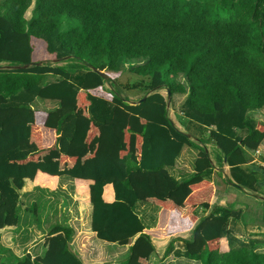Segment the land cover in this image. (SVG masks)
I'll return each mask as SVG.
<instances>
[{"label":"trees","instance_id":"1","mask_svg":"<svg viewBox=\"0 0 264 264\" xmlns=\"http://www.w3.org/2000/svg\"><path fill=\"white\" fill-rule=\"evenodd\" d=\"M26 2L0 1V228L18 222L24 179L55 190L65 175L87 196L95 237L128 245L116 264H154L151 237L185 230L183 251L169 242L164 256L264 264V239L230 238L228 222L241 211L211 203L204 149L210 143L224 158L228 183L255 192L240 165L264 140V123L248 115L264 105V0H32L28 18ZM122 72L132 80L120 81ZM161 89L182 96L180 115L202 125L204 138L174 127ZM36 98L56 105L34 109ZM183 146L196 149L192 172L176 179L167 168ZM137 202L158 208L152 227ZM71 234L53 226L41 256L12 264H82Z\"/></svg>","mask_w":264,"mask_h":264},{"label":"crops","instance_id":"2","mask_svg":"<svg viewBox=\"0 0 264 264\" xmlns=\"http://www.w3.org/2000/svg\"><path fill=\"white\" fill-rule=\"evenodd\" d=\"M79 73L81 72L77 71L74 73V75H76V82L83 76V73L80 74L81 76H79ZM52 102L55 103L53 105L54 107L56 102ZM248 115L250 116L251 112L248 113ZM177 116L181 117L179 114H177ZM170 120L174 127L182 132L188 131L194 136H199L198 138L205 137V131H203L204 128L202 125H196L188 121L185 123L183 129V127H181V125L175 120L174 116L173 118H170ZM204 149L208 152L212 165L208 175V179L211 181L213 187L211 203L236 209L235 207L237 206L230 205V198H232V196H229L228 193V189L233 187L236 191H241V195H244L243 197H251V200L249 201H254L255 204L254 206H252V203L249 204L251 207L245 212V214H243V217L239 216L238 219H230L228 222V228L230 229L232 236L230 237L231 240H242L247 237L264 239V236H260L264 235V206H261L259 205V202H256L258 197L255 193L248 192L242 186L243 190L237 188L235 186L236 183L233 181L228 183L227 180H231L229 166L225 164L224 158L220 157V154L217 152L214 145L205 143ZM195 153L196 149L192 146H183L173 165L167 168L169 173L176 179L188 176L192 172L191 164ZM246 153L248 158L245 163L240 165V168L253 173V176L256 179L254 189L258 187L261 188L264 185V175L260 170L259 162L264 158V140L259 143L256 149L247 151ZM222 177L225 180L224 186L220 180ZM33 190L34 186L32 183L28 179H24L23 186L18 190V194L19 199L24 196L27 202L22 206L18 199V206L25 209L29 203H32L30 196L31 193H33ZM45 190H47V192L43 194V201L47 200L48 207L47 212L42 219L41 231L27 221H24V223L21 224V230L16 226L18 222L16 225L0 228V264H3L2 262L7 256L12 257L10 264H12L15 257H21L24 254H28L31 259L41 256L46 247L44 240L47 233L53 226L59 224L67 225L71 228L72 234L69 238L68 245L70 250L78 257L82 264H99L102 259H109L110 256L112 257V263L110 264H116L118 262L116 261L118 260L116 251H119L120 247L123 245L107 242L95 237L94 232L89 228V214L91 207L87 202V196L85 194L74 193L71 180L65 175L58 178L55 190ZM136 208L137 207H135V209ZM256 209L259 210V213H256ZM138 210L139 212L137 214L140 218L144 219L145 223L143 224L145 228L152 227L157 219L158 208H145L141 205ZM217 211L219 210L216 209L215 212ZM206 212L207 210L200 212V214L204 215ZM62 213L66 217L65 221L61 220ZM147 217H149L150 220H148ZM242 221L245 223H241ZM252 233L256 234L252 235ZM189 237L190 230L176 232L173 235L166 237H151V242L154 246L153 254H155L158 259H161L162 256L166 257L174 262V264H198L183 257L173 255L172 252L165 256L163 255L164 249L169 242L174 251H183L184 242L189 239ZM224 241L226 242L225 239ZM124 246L127 250L128 245ZM259 249L260 251L264 250V243L258 248V250ZM157 264H159V262H157Z\"/></svg>","mask_w":264,"mask_h":264},{"label":"rangeland","instance_id":"3","mask_svg":"<svg viewBox=\"0 0 264 264\" xmlns=\"http://www.w3.org/2000/svg\"><path fill=\"white\" fill-rule=\"evenodd\" d=\"M31 1L32 0H27V2H26L27 5H30L26 9V11L24 12V16L26 18L29 17V9L31 7ZM55 62L57 64H62L63 63V62H59V61H55ZM126 69H128V65L127 64L121 63V62L117 63V70L118 71L121 72V71H125ZM78 71H80V70H78ZM82 73H84V72L82 71L79 74H82ZM72 76H76V75H72ZM71 78L73 79L74 77H71ZM118 79L120 81H125L127 79L132 80V77H131V75L128 72H122ZM52 80H54V77L51 76V75H47L46 78H45L46 82H49V81H52ZM178 80L182 81V78L178 77ZM160 93L165 96V90L164 89H161ZM129 96L131 98H135L136 96H138V93H136V92L129 93ZM180 100H181V95L173 94L172 96H170L169 101L168 102L166 101L167 102L166 109H167L168 116L170 118H173V116H174L175 120L181 125V127H183V129L185 127L184 126L185 123L188 122V121L193 123V124L198 125L197 123L192 122L189 119H186L185 117L180 115V112L178 110V106H179ZM54 104L55 103H53L52 101L36 98V99H34L32 101L31 106H32V108L38 109V110H49V109L53 108ZM177 114H179L181 117H178ZM250 117L253 118V119H256V120H260V121H262L264 123V105L261 108L257 109L256 111L251 112ZM201 131H202V129H201ZM185 133L190 134L188 131H186ZM190 135L192 136V138H198L199 137V136L198 137L194 136L192 134H190ZM220 180L222 182V185L224 186L225 185L224 178L222 177V178H220ZM46 192H47V190H45L43 188L34 187L33 193H31V196H30V199H31L32 203L31 204L29 203L25 209L21 208L20 206L17 208L18 224L16 226L20 230L22 228L21 224H23L24 221H27L31 225L36 226L38 228V230L41 231L42 219H43V216L46 214L47 207H48L47 200L43 201V194L46 193ZM228 193H229V196L230 195L232 196V198H230L231 199L230 200V205L237 206L235 208L239 209L241 211V214L239 216L243 217V214H245V212H247L249 210V208L251 207V205H249V204L252 203V206L255 205L254 201H249V200H251V197H243L244 195H241V191H236L233 187L228 189ZM253 193H255L256 196H259L258 199L255 198V199H257L256 202H259V205L264 206V185L261 188L260 187L255 188V192H253ZM18 199H19V194H18ZM19 200H20V203H21L22 206L27 202L26 198L24 196L20 197ZM141 205L144 206L145 208H154V209L157 208V207H155V206H153L151 204L137 202L135 204V207H137L135 209L137 213L139 212L138 208ZM256 213H259L258 209H256ZM147 219L150 220L149 217H147ZM61 220L62 221L66 220V217H65L64 214L61 216ZM141 220H142L143 223H145L143 218H141ZM241 223H245V222L242 221ZM254 234H256V233H252V235H254ZM258 236H259V234H258ZM260 236H264V235H260ZM20 240H21V237H20ZM116 252H117V259H118L116 261H120L121 259H124L126 257L127 250H126V247L124 245L122 247H120L119 251H116ZM263 252H264V250H263ZM11 261H12V257L7 256L3 260L2 263L3 264H10ZM150 261L152 263H154V264L155 263L157 264V262H159V264H174V262L170 261L168 258L163 257V256L161 257V259H158L155 256V254H153V253L150 255ZM100 262L101 263H99V264H102V263L103 264H110V263H112V257L110 256L109 259L108 258H105L104 260L102 259Z\"/></svg>","mask_w":264,"mask_h":264},{"label":"water","instance_id":"4","mask_svg":"<svg viewBox=\"0 0 264 264\" xmlns=\"http://www.w3.org/2000/svg\"><path fill=\"white\" fill-rule=\"evenodd\" d=\"M37 64H38V63H37ZM16 67H18V66H7V68H16ZM92 70H93L94 72H96L101 78H105V77H106L104 73L98 71L97 69L92 68ZM165 94H166V101L168 102V101H169V98H170V93H169V91H168L167 89L165 90ZM145 96H146V95H144V96L141 98V100H142ZM167 102H166V106H167ZM177 130H178V129H177ZM178 131L181 132V133H183L187 138H189V139L192 138L189 134H187V133H185V132H182V131H180V130H178ZM235 186H236L237 188L243 190V188H242L241 186L236 185V184H235ZM257 197L259 198V196H257Z\"/></svg>","mask_w":264,"mask_h":264},{"label":"built area","instance_id":"5","mask_svg":"<svg viewBox=\"0 0 264 264\" xmlns=\"http://www.w3.org/2000/svg\"><path fill=\"white\" fill-rule=\"evenodd\" d=\"M259 167H260L262 174L264 175V158L259 162Z\"/></svg>","mask_w":264,"mask_h":264}]
</instances>
